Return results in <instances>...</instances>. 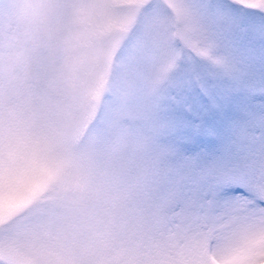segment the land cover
<instances>
[{
  "label": "snow or ice",
  "instance_id": "6c2138e0",
  "mask_svg": "<svg viewBox=\"0 0 264 264\" xmlns=\"http://www.w3.org/2000/svg\"><path fill=\"white\" fill-rule=\"evenodd\" d=\"M17 25L0 264H264V0H0Z\"/></svg>",
  "mask_w": 264,
  "mask_h": 264
},
{
  "label": "rangeland",
  "instance_id": "374dc122",
  "mask_svg": "<svg viewBox=\"0 0 264 264\" xmlns=\"http://www.w3.org/2000/svg\"><path fill=\"white\" fill-rule=\"evenodd\" d=\"M24 5H38L42 0H19ZM125 3H133L134 0H122ZM22 26L17 25L12 29V34L8 35L0 28V75H14V69L22 64V58L17 55L20 47L19 41L15 37V32L20 30ZM15 150L14 145L10 146ZM114 165L120 163V155L114 154L111 158Z\"/></svg>",
  "mask_w": 264,
  "mask_h": 264
}]
</instances>
